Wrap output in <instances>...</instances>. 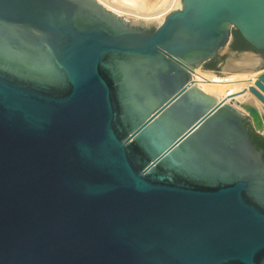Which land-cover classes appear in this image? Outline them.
Returning a JSON list of instances; mask_svg holds the SVG:
<instances>
[{"label": "water", "instance_id": "95a60500", "mask_svg": "<svg viewBox=\"0 0 264 264\" xmlns=\"http://www.w3.org/2000/svg\"><path fill=\"white\" fill-rule=\"evenodd\" d=\"M146 29L0 0V264H264V151L192 80L236 31L264 51V0H182Z\"/></svg>", "mask_w": 264, "mask_h": 264}, {"label": "bare ground", "instance_id": "6f19581e", "mask_svg": "<svg viewBox=\"0 0 264 264\" xmlns=\"http://www.w3.org/2000/svg\"><path fill=\"white\" fill-rule=\"evenodd\" d=\"M105 8L116 14L126 16L127 19H135V23L161 24L168 12L181 6L182 0H148L147 11H130L119 8L109 0H96ZM144 5L147 0H136ZM144 21V22H143ZM261 59L252 54H244L238 62H234L236 73L231 77H220L210 72L195 69L193 78L194 86L206 95L213 96L219 103L228 104L239 111L250 114L260 131H264V104L251 92L256 88L263 96V90L258 86L260 77L264 71H256Z\"/></svg>", "mask_w": 264, "mask_h": 264}, {"label": "rangeland", "instance_id": "374dc122", "mask_svg": "<svg viewBox=\"0 0 264 264\" xmlns=\"http://www.w3.org/2000/svg\"><path fill=\"white\" fill-rule=\"evenodd\" d=\"M109 1L113 2L119 8H121L123 10H130V11H141V12H144V11H147V8L146 7L149 6L148 0H147V2H145V4L143 6L140 5V4H138L136 0H109ZM145 5H146V7H145ZM106 9L109 10V11H111L108 8H106ZM111 12H113V11H111ZM113 13H115V12H113ZM117 15L120 16V17H122L123 19H125L129 24L135 23V21H136L135 19H127L126 16H123V15H119V14H117ZM145 25H146V27L148 29H151L152 26H156V23H146L145 22ZM229 48H230L229 45H226L225 48H223L221 50L220 56L223 57V60H222L221 64L218 66V68L209 69V68H206L205 67V65L207 63L206 64L203 63V64H200L195 69H199L200 71H203V72L204 71L205 72H210V73H213V74H215L217 76H220V77H223V78L224 77H231V76H233L234 73H236V70H234L235 68H233L232 65H234V62H238L240 60V58H241L242 55H244V54H252V55H255L256 57L258 55V54H254L252 52H248L249 50L246 51V53H238L236 51H231ZM257 58H259V57H257ZM261 70L264 71V68H259L258 71H261ZM194 78H195V76H194ZM240 112H242L249 119V122H250L253 130L257 134H259L258 133V130L259 129H258L256 123H255L254 118L250 114H248V113H245L243 111H240ZM260 132L264 133V131H260ZM259 135L261 136V134H259Z\"/></svg>", "mask_w": 264, "mask_h": 264}, {"label": "flooded vegetation", "instance_id": "af4514ba", "mask_svg": "<svg viewBox=\"0 0 264 264\" xmlns=\"http://www.w3.org/2000/svg\"><path fill=\"white\" fill-rule=\"evenodd\" d=\"M145 31L148 33L153 32L152 29H146ZM251 49H253V48L252 47L247 48V47H244L243 45H241L239 43L238 38L236 36H234L232 44L230 45V50L236 51V52H243V51H248ZM256 52L258 54H261L262 57L264 58V51H256ZM222 60H223V57H221L219 55V56L215 57L214 59H212L211 61L207 62V64L205 63L206 64L205 67L206 68H213V69L218 68V66L221 64ZM247 123H250V122H247Z\"/></svg>", "mask_w": 264, "mask_h": 264}, {"label": "trees", "instance_id": "16d2710c", "mask_svg": "<svg viewBox=\"0 0 264 264\" xmlns=\"http://www.w3.org/2000/svg\"><path fill=\"white\" fill-rule=\"evenodd\" d=\"M235 36L238 38L239 43H240L241 45H243L244 47H247V48L251 47V46H250V45L244 40V38L241 36V34H240L239 32L236 31V32H235ZM209 69H213V68H209ZM246 126H247V128L249 129V133H250L251 138L253 139L255 145H256L259 149H261V150L264 151V138H263L262 136H260L259 134H257V133L253 130V128H252V126H251L250 123H247Z\"/></svg>", "mask_w": 264, "mask_h": 264}, {"label": "built area", "instance_id": "2783aa9c", "mask_svg": "<svg viewBox=\"0 0 264 264\" xmlns=\"http://www.w3.org/2000/svg\"><path fill=\"white\" fill-rule=\"evenodd\" d=\"M173 11V10H172ZM172 11H170V12H168L166 15H164V17L166 18ZM192 78H193V76H192ZM193 80V82H194V78L192 79Z\"/></svg>", "mask_w": 264, "mask_h": 264}]
</instances>
